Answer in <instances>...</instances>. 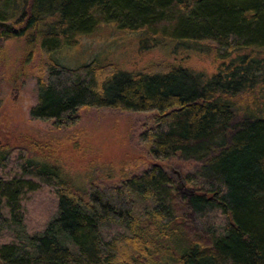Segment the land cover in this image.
I'll return each instance as SVG.
<instances>
[{"label":"trees","instance_id":"trees-1","mask_svg":"<svg viewBox=\"0 0 264 264\" xmlns=\"http://www.w3.org/2000/svg\"><path fill=\"white\" fill-rule=\"evenodd\" d=\"M0 21L19 29L0 30V40L29 43L24 66L39 57L33 119L69 128L85 109L152 113L141 136L150 156L200 164L183 183L154 165L117 186H82L0 145V233L13 232L0 264H264V0H0ZM104 25L167 54L205 48L216 72L169 61L137 73L99 60L73 69L54 59ZM5 51L0 44V65ZM240 95L252 104L238 107ZM42 190L53 211L31 232L23 202ZM187 212L206 242L187 231Z\"/></svg>","mask_w":264,"mask_h":264},{"label":"rangeland","instance_id":"rangeland-1","mask_svg":"<svg viewBox=\"0 0 264 264\" xmlns=\"http://www.w3.org/2000/svg\"><path fill=\"white\" fill-rule=\"evenodd\" d=\"M142 37L104 25L92 34L78 36L75 46L57 51L53 57L73 69L99 60L115 63L125 72L137 73L152 63L169 61L206 77L216 72L217 63L205 48H175L167 54L151 44L144 45ZM0 44L7 58L0 65V145L23 148L31 158L57 166L65 178L82 186L91 180L117 186L124 178L137 176L154 165L162 166L183 183L186 175L194 174L199 168L200 164L191 160L176 157L155 161L150 156L141 136L152 125V113L85 109L80 121L69 128L33 119L30 111L38 99L39 57L24 66L23 54L29 44L25 39H3ZM238 102V107L252 104L247 95H242ZM27 200L23 202L26 229L39 232L53 211L52 198L42 190ZM185 218L187 231L206 242L195 217L187 212ZM11 232L0 233V244L13 240Z\"/></svg>","mask_w":264,"mask_h":264},{"label":"water","instance_id":"water-1","mask_svg":"<svg viewBox=\"0 0 264 264\" xmlns=\"http://www.w3.org/2000/svg\"><path fill=\"white\" fill-rule=\"evenodd\" d=\"M0 30H5L13 34L19 32V29L15 28V26L12 23L4 22V21H0Z\"/></svg>","mask_w":264,"mask_h":264}]
</instances>
